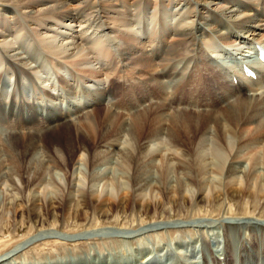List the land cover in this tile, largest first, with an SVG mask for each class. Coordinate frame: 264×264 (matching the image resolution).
<instances>
[{"label": "bare ground", "instance_id": "obj_1", "mask_svg": "<svg viewBox=\"0 0 264 264\" xmlns=\"http://www.w3.org/2000/svg\"><path fill=\"white\" fill-rule=\"evenodd\" d=\"M253 44L264 47V0H0V94L3 95L0 97V114L16 117L17 125L23 130L21 134L28 135L30 132H26L27 129L34 130L32 139L26 142L28 144L24 149V160L18 161L15 159L17 156H13L9 144H13L20 129L15 131L12 128L7 131L4 130V124L0 123V195L4 198V203L2 202L4 208L1 206L0 208L4 209L5 215L11 213L6 216L13 220V224L11 221L8 224L12 226L11 233H16L26 224L35 233L37 231L34 236L24 237L20 246L24 247L27 242L36 245L45 239H51L52 241H47L49 243L58 244L59 241L77 243L94 240L98 234L96 232L70 239L47 232L41 234L43 231L53 230L47 226L60 222L58 213L64 210L63 201L72 199V193H78L83 201L80 202V208L72 211L73 219L79 222L88 221L89 211L93 212L92 210L108 220L114 213L124 211V205L129 202H132L130 205L133 207L138 206L143 214L150 212L166 214L172 205L179 206L180 210L187 207L191 211L199 205L214 209L218 208L219 204L222 208L220 202L224 197L240 202L238 209L245 206L246 200L249 199L253 204H264V67L257 63L256 66L253 65L246 58ZM236 57L242 59L249 67L256 68L255 79L241 78L238 68L236 70L232 68L234 74H239L235 75L237 79L234 84V76L229 72L224 74L225 70L222 71V67L231 69L228 59ZM113 74L116 75L115 82L121 80L120 102L110 100L112 96L109 93L115 87L114 81L105 85V78ZM134 76L145 80L148 88L143 89L139 82L133 80ZM163 79H168L176 91L174 102L166 98ZM25 80L29 82L27 87L23 84ZM39 88L45 99L38 101L33 94ZM62 91L68 93L67 96L64 94L67 105L63 108L61 102L60 104L56 102L57 95ZM80 92H82L80 99L84 98L88 104L90 101L94 102L79 106L75 94ZM128 93L130 101L124 103ZM134 93L136 97L132 100ZM141 104L143 108L137 111L140 115H137L134 124L130 125L133 132L124 133L125 130L120 128V125L116 137L113 134L114 138L110 137L111 140L107 139L110 135L105 138L106 129L117 120H109V116H104L105 121L101 124L103 126L99 127L100 123L96 125L95 119L91 120L95 113L92 115L85 111L81 117L84 119L82 123L78 117L71 118L72 120L76 118L73 120L74 125L78 123L83 125L81 131L75 132L76 138L83 136L88 140L87 135L95 137L99 129L98 146L89 153L81 145L78 149L77 162L72 167L73 169L75 164H79V160L80 162L87 160L89 171L84 177H80L76 169L67 171L69 194L61 193V199L58 200L60 202L51 200L47 207L35 204V200L42 201L48 194L60 193L59 189L62 188H59L51 177L46 179L45 176H50V173L60 165L61 168H65L68 160L66 156V158L62 156L63 159L60 160V153V157L56 154L59 150L46 151L38 164L35 161L34 163L28 161L32 158L28 156H33L38 151L35 142L37 138L70 120L65 111L72 110L75 112L72 114L79 115L85 106L93 105L92 112L90 111L93 113L102 105L101 109L104 112L117 115L120 112L113 107L120 106L126 112L121 115L129 116L127 113L132 111L131 115H134L136 107ZM52 108H59L60 113L47 118ZM153 109L160 110L158 112L164 111L165 117L171 119L172 114L178 117L186 112L207 116L209 120L205 126L215 123L218 128L214 127L217 130L216 134L221 139L218 149L216 147L209 149L211 157L220 163L219 166H213L210 161L205 162L208 150L203 149L202 144L210 137L208 126L198 137V146L195 154L192 153L194 158L191 157L194 159L193 163L182 159L174 151L166 153L167 149H158L157 141L161 139V132L157 131L160 122L156 120L158 116L155 119L158 124L151 127L149 135L146 133L142 140L137 141L139 139L136 138L137 131L145 124L144 120L149 116L148 111ZM106 113L103 114L107 115ZM127 126L129 127V124ZM188 126L183 125L185 129H188ZM176 127L178 126L175 125ZM233 128L235 132L232 131ZM187 131L185 130L186 133ZM169 134L170 141H175L172 132ZM9 139H12V142L8 143ZM67 139L70 141L69 137ZM2 151L5 157L1 154ZM2 156L5 161L2 160ZM111 156L120 158L119 161L127 163V166L132 165L131 168L135 166L134 175H131L130 180H113L104 171L102 175L98 173L99 167L109 164L108 159L112 158ZM176 159L178 165L185 170L184 174L189 183L192 180L196 182L197 186L189 197L185 196L188 195V187L182 184L183 181L177 184L175 182L176 186H173L168 180L171 161ZM136 161H139V164H136ZM155 162L160 163L157 166L160 177V181L157 182L160 185L154 181L156 179L150 173ZM242 164L246 165V169ZM258 166L263 169V177L256 182L254 179L259 172ZM225 171L227 172L225 183H215L210 181L212 179L205 178L207 174L222 175ZM137 172L141 173L136 176ZM22 173L28 175L26 180L21 179ZM124 185L129 189L123 190ZM147 192L153 196L154 193H159L163 199L161 198L160 203H155L156 199H151L139 206L144 193ZM122 194L126 197L124 203ZM29 197L34 202L29 201V205L23 211L18 209L20 205L18 201L29 200ZM167 204H170L169 207ZM24 217L26 220L23 221ZM217 220L220 223L217 228L209 223L199 227L195 225L194 228L185 224L184 228L188 226L191 232L194 229L195 238L189 242L179 241L177 246L197 244L201 241L204 251L210 254L211 264H232L230 259L237 255L243 262L259 264L260 256L264 255L263 219L225 222L227 219L223 216ZM154 228L157 231L170 230L169 226L159 224ZM149 232L155 231L145 230L140 234ZM141 235L126 238L136 239ZM212 239L223 241L221 252L214 253L211 247ZM158 251L154 253L159 256L160 250ZM19 252L22 251L14 250L11 253L14 256ZM142 252L144 250L138 246L132 254L135 258L131 256L122 262L149 264L151 251ZM22 254L21 256L26 257L27 252ZM12 255L8 257L0 255V264H123L121 260L125 257L123 251L114 255L111 252L104 255L97 252L94 254L93 251L90 255L84 253L78 257L67 256L56 261L41 260L29 263L24 260L25 258L19 262H16L18 257L11 260ZM202 261L209 264L204 254ZM181 264L195 263L189 261Z\"/></svg>", "mask_w": 264, "mask_h": 264}, {"label": "rangeland", "instance_id": "obj_2", "mask_svg": "<svg viewBox=\"0 0 264 264\" xmlns=\"http://www.w3.org/2000/svg\"><path fill=\"white\" fill-rule=\"evenodd\" d=\"M112 81H113V78L109 77L107 82H106V86L109 84V82H112ZM23 84H25L27 87L29 82L26 81ZM113 86H115L114 89H112V92L109 93V95L112 96V98L110 100L120 102L122 99L120 98V95H119L120 90L118 87V83L113 82ZM63 89L65 90V88H63ZM82 92H84V91H82ZM42 93H43L42 90L39 88V89H37V91L33 95L37 98L36 100H38V99L44 100L45 97ZM64 94H66V92L62 91L59 95H57L58 99L56 101L59 104L61 102L62 108L67 105L65 97L67 96L68 93L66 94V96ZM2 96L3 95L0 94V97H2ZM68 97H71V96L68 95ZM131 99L133 100V97ZM105 101H106V99L103 100V104H105ZM128 101H130V94L129 93H128V97H126V100L124 103H126ZM93 102L94 101L90 102L89 104H91ZM106 104L108 105V103H106ZM97 105H98V103L95 106H97ZM101 106L102 105L98 106L99 108L97 107L98 109H95L96 111L93 113H90V111L94 107L93 105L85 106L82 109V111L79 113V115L72 114V113H75L72 110L65 111L67 117L70 118L69 121H67L66 123L54 128L53 130H51L49 132H45V134L41 135V138H37L35 140L36 144L38 145V149H37L38 151L33 156L32 155L28 156L29 158L32 157V158H30L31 160H28V161H32V162L35 161L38 164V162L41 161L42 158L44 157V153L46 151H52V150L53 151L59 150V151H57L56 154L59 156V153H60V155H61V157L59 156L60 160L63 159L62 156L63 157L66 156L67 160H68L66 162L65 168H61V165H60L58 167L59 169L53 168L54 170L52 173H50V176H45L46 179L47 178L49 179L51 177L50 179L53 182H55L58 187L60 186L59 188H62V189L58 188L60 190V193L57 190L56 191V193L58 192L57 194H48L46 196L47 199L44 198V199H42V201L41 200H35L36 201L35 204L37 206L47 207V204H49L52 201L53 202H60L58 200L61 199V193L62 194H69V192H70V190L68 188L69 178L67 179V177H68L67 171L68 172L71 171L73 164L77 162L78 149L82 145V146H84L85 151L91 153V151L94 150V148L96 146H98V142H99V138H100L99 129H98L97 135L95 137L91 136V135H90L91 136L90 137L87 135L88 140H86V138L83 136L82 137L77 136V138L80 141L76 138V133L78 132V130L81 131V129L83 128V125L81 123L84 121V119L81 117H83L82 115L85 113V111H87L89 114H92V115L95 113L94 114L95 118H93L94 115L93 116L91 115L92 118L91 117L90 118L93 121L95 119L94 122L96 123V125H97V123L98 124L100 123L99 127L103 126L101 124L104 123V121H105L104 118L106 116H109V120H113V119L117 120V122L116 121L112 122L114 125L111 123V124H109L108 128L106 129L107 132L105 134V138L110 135L109 137H107V139L111 140L110 137L114 138L115 134L118 132V127L120 125H121L120 128H124V130H125L124 133L125 132H126V134L132 133L133 128H131L130 125L132 126L134 124L133 121L136 119V116L140 115V113H137V111H139L140 109L143 108V105L141 104V106L136 107L135 111L133 112L134 115H131L132 111H130L127 113V115L129 114V116H124L121 114H124L126 112H124L123 108H121L120 106L117 108L113 107V109H116V111L118 113L120 112V114H117V115H112V114H108V113L104 112L103 109H101L102 108ZM128 110H125V111H128ZM151 111H148L149 114H147V115H149V116H146V119L144 120L145 124H143V126L141 128L142 130L140 129L137 131L136 138L137 139L139 138L138 140L136 139L137 141L142 140L143 137L146 136V133H147V135H149L150 130L152 129L151 127H155L160 120L159 125H157V127H158L157 131H159V133L161 132L160 133L161 139H159V141H157L159 143L158 149H162V150L167 149L166 153L174 151V152L178 153L182 159H187V160H190L191 162L192 161L194 162V159H192V158H194L193 154H195V149L198 146V142H199V141H197L198 137L203 131L205 132V129H207V126H208V127H210V129H208L209 130L208 135L210 137L205 140L204 144H202L203 149L208 150L207 151L208 154L206 156L207 158L205 159V162L209 163V161H210V163H212L213 166H219L220 163L216 159L211 157V153H210L211 150L209 151V149H211L212 147H216L218 149V147L221 143V139L219 138L218 134H216L217 130L215 128H217V126L214 125L215 123H210L207 126H205V123H207L209 120V119H207V116H204L203 114H197V113L195 114L192 112H186L183 115H178V117H176V115L174 116L173 114L172 115L170 114L172 116V119H171L170 117H165L166 114L164 111L158 112L160 110L153 109V111H152L153 114ZM155 111H157V112H155ZM38 113H40L39 109H38ZM57 113L58 114L60 113V109L59 108H52L48 112L47 118L53 117ZM103 113L104 114L106 113L107 115H104ZM160 113H162V114H160ZM43 115H45V112L43 113ZM68 115H70V116H68ZM161 115H163V116H161ZM111 116H112V118H111ZM157 116L159 118H157ZM73 117H78L79 119H81V123L74 125L75 121H73V120L76 118H74L72 120L71 118H73ZM123 118H124V122H123ZM149 120H150V122H149ZM161 120L163 123H161ZM16 121H17L16 117L14 118V116L8 117L6 114H0V123L4 124V126H5L4 130L8 131V129L13 128V130L16 129L18 131V129H20V127L17 125ZM130 121H132V122L129 123ZM153 121H154V123H152ZM15 122H16V124H15ZM178 122H180V123L178 124ZM181 122H183V123H181ZM172 123H174V124L176 123L175 125L178 126V127H176L177 129L175 128V125ZM117 124H119V125H117ZM128 124H129V127L127 126ZM180 124L182 127H183V125H184V127H187L189 125L188 126L189 130L187 128L185 129L184 127L180 128L181 127ZM160 126L161 127L164 126V127L161 128ZM109 127H111L110 129H112V131L109 129ZM127 127L129 130H131L130 132L128 129H126ZM230 127H231V125H230ZM166 128L168 129V131ZM170 129H172V130H170ZM183 129H185L186 131L188 130L187 133ZM108 130H110V131H108ZM22 131L23 130L20 129L18 132L19 135L15 136L16 140L14 139L13 144H9V146L12 148V150L15 153L14 154L12 151L13 156L14 157L17 156V157H15V159L16 160L18 159V161L24 160L23 159L24 158V149H25L26 144H28L26 142H29L32 139V133H33L32 131H34V130L27 129L26 132L27 131H28V133L30 132V134H28V135H25L24 133L21 134L20 132H22ZM114 131H115V133H114ZM232 131L235 132V129L233 128ZM170 132H172V134H173L172 136H174L175 141H172V142L170 141V139H169V136H170L169 133ZM82 134H84L83 131H82ZM113 134H114V136H113ZM165 136H167V137H165ZM212 136H213V138H212ZM68 137L70 138V141L67 139ZM28 139H30V140H28ZM7 142L8 143L12 142V139H9V141L7 140ZM33 142H34V139H33ZM42 145L44 147H42ZM177 146H179V147H177ZM1 154L3 155L4 152L2 151ZM18 155H23V156L19 157ZM186 155H189V156L187 157ZM4 157H5V154H4ZM4 157L2 156L1 158H2V160L5 161ZM111 157L112 158H109L110 160L108 159L109 164H106V166L103 165V166L99 167V170H100V171H98L99 174L102 175L103 171H104V173L109 174V176L111 178H113V180L114 179H120V180L124 179V181H126V179H129L131 177V175L132 176L134 175L135 170L133 168H135V166L133 168H131L132 165L127 166L128 165L127 163L124 164L122 161H119V160H121L120 158H118L116 156L115 157L111 156ZM20 159H22V160H20ZM171 162H172V164H171L172 166L170 165V167H169L170 170H169L168 180L171 182V184L173 186H176V185H174L175 182L177 184L178 182L183 181L182 184L186 185V187H188L187 188V192H188L187 194L188 195H185V196H187V197L191 196V194L194 191V187L197 186L195 184L196 182L194 183L192 180V182L190 181V183H189L187 176H185V174H184L185 170H183L178 165L177 159L172 160ZM137 163L139 164V161L138 162L136 161V164ZM159 164H160L159 162H155L152 166L151 171H150V173H152L153 178L156 179L154 181L157 184H159L157 181H160L159 180L160 177L158 174L159 171H158V167H157ZM242 165L246 169V165L245 164H242ZM56 167H57V165H56ZM88 167H89V163L87 160L81 161V162L79 160V164H75V167L73 169L74 170L76 169L75 171L80 173V175H79L80 177H84L86 175V173H88V171H89ZM257 172H258L257 173L258 175H256V177L254 179V181H256V182H257V180H259L260 177L261 178L263 177V169L258 166ZM137 173H136V176H138L141 172L140 173L137 172ZM192 174L193 173H191V175ZM212 174H210V175L207 174L205 176V178L207 180L212 179L210 181H214L215 183H221V182L225 183V175L227 174L226 171H225V173L223 172L222 175L221 174L220 175L215 174V173H212ZM27 177H28L27 174L22 173L21 179L26 180ZM30 177H32V176L30 175ZM193 184H195V185L193 186ZM124 186L125 187L123 190L127 189V186L126 185H124ZM67 190H69L68 193H67ZM62 191H64V192H62ZM65 191H66V193H65ZM189 191H190V194H189ZM144 194L145 195L143 196V200L141 199V201L139 202V203H141V202L142 203L141 204L138 203L139 206H142V204L146 201L147 202L151 201V199L152 200L156 199L155 200L156 202L155 201L154 202L160 203L161 198H162V196L159 193H154V196L148 192L144 193ZM122 195L123 196L121 198H123V200H124V198H126V197L124 194H122ZM49 197L51 199H49ZM71 197H72V199L70 198L66 202L63 201L62 205H64V210H63L64 212L60 211L58 213V215L60 217L59 218L60 222H58L57 225L52 224V226L51 225L47 226V227L53 228V230L43 231V232H41V234H45L47 232L48 234L60 235L61 237H65V238L70 239L72 237H78V236L81 237L83 234H86V233L96 232V233H98L97 234L98 237L96 236L94 238V240H91V241L84 240V241L77 242V243H70V242H67V243L64 242L63 243V242L59 241L60 244L62 243L61 245L58 243H54V242L53 243L50 242L51 243L50 244L47 241H52V240L51 239H45V241L38 242L36 245L32 244V243L29 244L27 242L24 245V247H22L23 245L20 246V242L23 241L27 237L29 238L31 236H34L37 233V231L35 233L34 231H32L30 229L29 225L26 224L23 227L19 228V230L16 233H11V231H10V230H12L10 228L11 225L9 226L8 224L10 221H11L10 223H12L13 220L9 219L10 217L9 218L6 217L7 215H11V213H9L7 215H5V213H3L4 209H1V208H4V205H3L4 198L2 195H0V206H1V208H0V215H1L0 216V224H1L0 225V255L8 257V256L12 255L14 250L15 251H22L21 253L19 252L18 254L15 253V255L17 254L16 256L12 255L13 257L11 258V260H13V258L16 259V257H18L16 259V262L22 261L25 258L24 260L28 261L29 263L30 262L34 263V262H38L41 260L56 261L59 258L67 257V256L78 257V255H82L84 253L90 255L91 253H93V251H94V254H96V252H97L100 255H104V254L109 253V252H111L113 255L114 254H120L123 251L125 254V257L122 258V260H121V262H122L125 258H129L131 256L134 257L132 255L133 251L135 250L136 247L139 246V247H142V250H144V252H146V253L148 251H151V254H150L151 255L150 261L151 262L149 264H179V263L181 264V263H187L189 261H191L192 263H195V264H204V262L202 261V255L203 254L206 257L208 263L211 264L212 262L210 261L211 260L210 254L207 253L206 251H204V246L202 245L201 241L197 244H184L182 246H177V242H179V241L180 242H189L195 238L193 235L194 229H193V232H191V230H189L190 228L188 226L186 228H184V226L191 225V228H194L195 225L199 227V226L207 225L206 223H209V224H212L211 226L215 225L214 227L217 228V226L220 224L219 220H217V219H219L220 217H223V216L227 219V220H224L225 222H228V221H230V222L254 221L253 219H256V218H258L259 220L263 219L262 221H264V207H263L264 204H261V203L253 204V201L249 199V200H246L248 205L245 204V206H243L241 209H238L240 202H237L235 199L232 200L231 198H225L224 197L225 199L223 198V200L220 202V203H222V208L220 207L219 204H217L219 207L218 208L215 207L214 209H210V207H208L206 205H199L196 209H193L194 211L193 210L191 211L187 207H186V209L180 210V209H178L179 206L176 207L175 205L174 206L172 205L171 209L169 211L167 210L169 213H166V214L165 213H163V214L162 213H151V212L147 213V214H143L138 206L133 207L132 205H130L132 202H129L126 205H124V208H125L124 211H119V214L114 213L113 217L108 218V220L102 218L96 211L92 210L93 212L89 211L90 216L88 218V221L86 220L84 222H79V221L73 219L74 214L72 213V211L74 209L80 208V206H81L80 202L82 200L80 199V195L78 193H75V194L72 193ZM29 201L31 202L33 200H31V198H30L29 200H26V201H18V203L20 205L17 208L18 209L20 208L21 211H23L24 208L29 205V203H28ZM124 202H125V200L122 203H124ZM252 204H253V206H250ZM169 205L170 204H167V207H169ZM107 207H109V204H107ZM141 208H143V207H141ZM120 212H122V213H120ZM60 213H61V215H60ZM225 213H226V215H224ZM62 214L63 215L65 214L64 217ZM251 217H253V219H251ZM24 219L26 220L25 217L23 218V221H24ZM238 219H239V221H237ZM4 221H6V222H4ZM5 223L7 225V229H9L8 231H7V229H5L6 228ZM83 223H85V224H83ZM158 224L160 226L161 225L162 226H169L170 230L167 232H165L166 230L157 231L154 227ZM222 224H225V223H222ZM47 227H45V228H47ZM211 229H213V228H211ZM145 230H146V232L152 231V230H154L155 232H153V233L149 232V233L141 235L140 233L144 232ZM256 230H258V229H256ZM259 231L261 232V229H259ZM136 234H137V236H138V234L141 235V237L140 238L137 237L136 239H130V240L126 238V237H129V238L134 237V236H136ZM196 235L197 234L195 233V236ZM211 242H212L211 247H212L214 253L221 252V250L223 248V245H222L223 241H221L219 239L213 241V239H212ZM241 243H242V241L240 242V244ZM33 245L35 246V248ZM18 246H20V247L18 248ZM38 246H40V247H38ZM158 250H160L159 256L154 253V251L159 252ZM181 250H183V251H181ZM25 252H27L26 257L21 256V255H23L22 253H25ZM144 252H142V253H144ZM161 254L163 255V257ZM216 255H218V254H216ZM137 256H139V254ZM187 260H189V261H187ZM230 260H232V264H249L250 263V261L243 262L242 259L239 258L238 255L236 257L231 258ZM258 261H259V264H264V255L263 254L260 256ZM125 262H122V263L127 264V261H125Z\"/></svg>", "mask_w": 264, "mask_h": 264}]
</instances>
